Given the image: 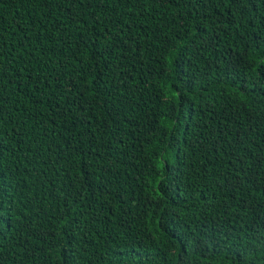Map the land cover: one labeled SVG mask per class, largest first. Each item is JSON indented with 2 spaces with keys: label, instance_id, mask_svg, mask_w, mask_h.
Wrapping results in <instances>:
<instances>
[{
  "label": "trees",
  "instance_id": "trees-1",
  "mask_svg": "<svg viewBox=\"0 0 264 264\" xmlns=\"http://www.w3.org/2000/svg\"><path fill=\"white\" fill-rule=\"evenodd\" d=\"M0 264H264V0H0Z\"/></svg>",
  "mask_w": 264,
  "mask_h": 264
}]
</instances>
